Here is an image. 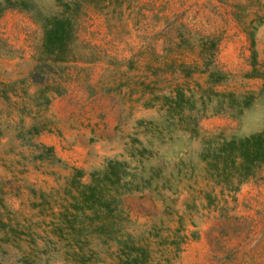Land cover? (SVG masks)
<instances>
[{
  "label": "rangeland",
  "instance_id": "1",
  "mask_svg": "<svg viewBox=\"0 0 264 264\" xmlns=\"http://www.w3.org/2000/svg\"><path fill=\"white\" fill-rule=\"evenodd\" d=\"M37 2L43 12L54 10L51 0ZM100 5L82 3L72 47L79 59L55 64L62 89L37 113L47 123L34 140L52 146L60 159L52 165L21 156L24 147L11 137L17 124L32 122L18 109L24 94L36 87L27 76L38 63L41 29L25 10L8 8L0 16V209L3 218L12 217L28 233L0 241V264H114L111 242L88 237L74 244L57 237L44 226L46 208L40 212L29 205L39 191L57 195L49 190L64 182L69 166L82 169L85 179L108 158L136 166L134 174L145 178L159 167L158 175L166 179V188L152 178L149 186L120 197L121 223L133 240L150 248L149 264H264V165L229 192L200 161L206 141L212 145L221 136L264 129V95L229 112L214 111L213 98L198 117L196 136L170 124L159 137L152 125L142 129L136 123L155 118L157 106H150V98L175 85L199 93L204 75L184 76L181 64L191 68L203 57L226 73L215 90L255 93L259 79L244 72L252 57L264 59V0ZM205 39H213L214 48Z\"/></svg>",
  "mask_w": 264,
  "mask_h": 264
},
{
  "label": "trees",
  "instance_id": "2",
  "mask_svg": "<svg viewBox=\"0 0 264 264\" xmlns=\"http://www.w3.org/2000/svg\"><path fill=\"white\" fill-rule=\"evenodd\" d=\"M115 1L51 0L54 10L43 12L41 11L43 6L37 0H0V16L8 8L25 10L30 12L32 20L38 23L41 29L38 63L27 76L29 83L36 87L32 93L24 94L22 105L18 109L19 113L30 116L32 122L26 125L17 124L11 133V137L25 149L19 151L21 156L33 162L51 165L60 161L51 145L34 140V137L45 129L47 123L37 113L47 106L51 93H59L62 89L58 81L61 77L58 72L61 69L55 64L79 59L73 54L72 47L76 42L77 16L83 7L82 3L101 8L104 5H100V2L107 4ZM203 43H207L209 48H214L216 42L213 39H205ZM203 43L201 55L205 56L206 48H203ZM203 58L199 65H193L191 68L189 67L191 65L181 64L184 76H188L192 71L204 75L203 87H199L195 82L200 89L199 93L193 94L189 88L184 89L181 85H175L169 93L155 95L154 98H150L152 102L150 106H157L156 117L147 120L138 119L136 122L138 127L143 129L152 125L160 137L164 126L173 124L177 128L180 127V130L188 136H196L198 117L206 110V105H210L213 98L216 101L215 106H211L214 111L229 112L232 109L240 110L255 95H264V59L257 62L252 57L250 68L244 72L245 76L259 79L256 92L246 90L236 93L214 89L213 86L219 84L226 77V73L211 65L210 58ZM54 76L56 79L53 78ZM17 82H22V79ZM2 134L0 131V136ZM135 141L138 142L136 139ZM206 143L200 158L203 170L215 183L229 192L234 191L239 183L253 176L256 170L264 165V129L237 138L221 136L213 141L212 145L208 144V141ZM143 150V146L137 148V155L140 156ZM69 168L70 173L64 176V182L49 190L57 195L45 196V192L39 191L38 200L33 199L29 203L30 207L38 208L40 212L45 208L49 212L50 215L44 220V226L48 231L74 244L85 241L88 237L111 242L115 246L112 254L114 264H149L151 250L146 243L133 240L131 233L126 231L119 217V203L124 191L149 186L152 178H158L153 180L154 185L158 182V188H166V179H161L162 176L158 175L160 168H155L151 175L145 178L134 174L136 166L130 167L126 161L108 158L102 166L90 171L85 179L82 178L84 176L82 169L74 166ZM2 207L0 197V208ZM11 219L10 216L3 218L0 209L2 232L0 241L20 239L28 234ZM30 239L33 240V236L30 235ZM171 243L178 245V242L171 241Z\"/></svg>",
  "mask_w": 264,
  "mask_h": 264
}]
</instances>
